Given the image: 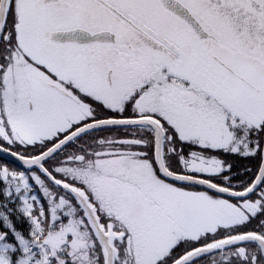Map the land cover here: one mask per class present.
<instances>
[{
  "label": "snow or ice",
  "instance_id": "1",
  "mask_svg": "<svg viewBox=\"0 0 264 264\" xmlns=\"http://www.w3.org/2000/svg\"><path fill=\"white\" fill-rule=\"evenodd\" d=\"M0 154V264H264V0H0Z\"/></svg>",
  "mask_w": 264,
  "mask_h": 264
},
{
  "label": "trees",
  "instance_id": "2",
  "mask_svg": "<svg viewBox=\"0 0 264 264\" xmlns=\"http://www.w3.org/2000/svg\"><path fill=\"white\" fill-rule=\"evenodd\" d=\"M249 159H250V158H249ZM0 161H5V160H3V159L0 158ZM241 161H242L241 158L237 159V161H236V165H237V167L234 169V171L243 174V172H242L243 166H242ZM8 162H9V161H8ZM249 163L252 164V165H250L251 168H254V167H255V164H256V161H255L254 159L251 160V161L249 160ZM18 167H20V166H18ZM33 183H34V182H33ZM38 188H39V186L36 185V186H35V189H38ZM32 194L37 195L38 198H43V193L40 192V191H34ZM17 227H18V229H20V230L26 231L27 228H28V225H27L26 223H24V222L21 221V222H18V223H17Z\"/></svg>",
  "mask_w": 264,
  "mask_h": 264
},
{
  "label": "flooded vegetation",
  "instance_id": "3",
  "mask_svg": "<svg viewBox=\"0 0 264 264\" xmlns=\"http://www.w3.org/2000/svg\"><path fill=\"white\" fill-rule=\"evenodd\" d=\"M225 158L227 159V161H228L229 163H231V164L234 166V169L237 167V165H236L237 157H235V156H227V157H225ZM239 158L242 159V161H241L242 166H243L242 172H244V170H245L246 168H251L250 165H252V164L249 163V160L251 161V160H253V159H249V158H245V157H238V159H239ZM236 174L240 175V174H242V173H238V172H236Z\"/></svg>",
  "mask_w": 264,
  "mask_h": 264
},
{
  "label": "water",
  "instance_id": "4",
  "mask_svg": "<svg viewBox=\"0 0 264 264\" xmlns=\"http://www.w3.org/2000/svg\"><path fill=\"white\" fill-rule=\"evenodd\" d=\"M0 158L5 160V161H10V162L13 160V158L11 156L2 155V154H0ZM16 164L19 165V162H17Z\"/></svg>",
  "mask_w": 264,
  "mask_h": 264
},
{
  "label": "bare ground",
  "instance_id": "5",
  "mask_svg": "<svg viewBox=\"0 0 264 264\" xmlns=\"http://www.w3.org/2000/svg\"><path fill=\"white\" fill-rule=\"evenodd\" d=\"M10 162V161H9ZM12 166H14V167H18L19 165H17V164H14V165H12Z\"/></svg>",
  "mask_w": 264,
  "mask_h": 264
},
{
  "label": "rangeland",
  "instance_id": "6",
  "mask_svg": "<svg viewBox=\"0 0 264 264\" xmlns=\"http://www.w3.org/2000/svg\"><path fill=\"white\" fill-rule=\"evenodd\" d=\"M237 159H238V157H237ZM219 257H217V259H218Z\"/></svg>",
  "mask_w": 264,
  "mask_h": 264
}]
</instances>
